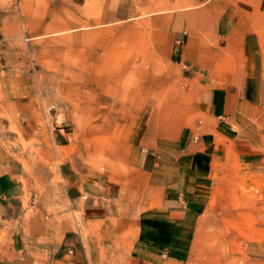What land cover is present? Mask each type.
I'll list each match as a JSON object with an SVG mask.
<instances>
[{
  "label": "crops",
  "instance_id": "1",
  "mask_svg": "<svg viewBox=\"0 0 264 264\" xmlns=\"http://www.w3.org/2000/svg\"><path fill=\"white\" fill-rule=\"evenodd\" d=\"M186 1L187 10L165 15L163 50L195 74L209 71L207 83L191 87L198 114L208 118L204 132L184 126L178 152H154L148 161L139 142L118 140L131 150L123 186L84 177L75 142L58 139L60 163L39 172L38 184L23 183L0 148V264H220L219 254L202 248L220 244L228 259L255 254L262 263L264 225L238 204L236 184L247 174L252 183L249 173L264 164V147L238 128L259 102L250 89L262 83L257 58L247 32L222 57L221 37L236 31L230 0ZM206 52L212 62L197 59ZM233 213L241 216L224 219Z\"/></svg>",
  "mask_w": 264,
  "mask_h": 264
},
{
  "label": "rangeland",
  "instance_id": "2",
  "mask_svg": "<svg viewBox=\"0 0 264 264\" xmlns=\"http://www.w3.org/2000/svg\"><path fill=\"white\" fill-rule=\"evenodd\" d=\"M230 1L236 31L221 37V54L229 58L242 34L250 35L262 83L250 85L259 100L255 115L237 126L260 148L264 0ZM189 7L186 0H0V148L23 183L31 184L43 169L56 170L58 139L78 145L74 160L84 177L123 186L132 173L126 142H139L148 161L154 152H178L184 126L204 132L208 118L198 114L191 87L198 79L207 83L209 71L195 74L163 50L166 13ZM197 59L212 62L213 56L200 53ZM251 173L252 183L248 174L236 182L238 204L251 211V222L264 225V164ZM202 248L219 254L220 264H264L255 254L228 259L222 244Z\"/></svg>",
  "mask_w": 264,
  "mask_h": 264
}]
</instances>
